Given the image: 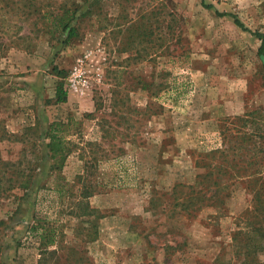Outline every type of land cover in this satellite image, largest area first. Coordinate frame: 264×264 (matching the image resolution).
<instances>
[{
  "label": "rangeland",
  "instance_id": "1",
  "mask_svg": "<svg viewBox=\"0 0 264 264\" xmlns=\"http://www.w3.org/2000/svg\"><path fill=\"white\" fill-rule=\"evenodd\" d=\"M76 5V35H52L62 7ZM254 31L264 33V0H0V264H238L235 232L245 219L264 224L252 213L264 202ZM165 77L175 89L151 97ZM113 100L125 119L111 116ZM68 117L82 121L77 148L49 172L46 128ZM111 146L127 154L122 164ZM57 173L73 190L86 178L93 215L57 198ZM202 173L206 199L187 212L173 186ZM34 215L58 227L42 262L26 238ZM251 264H264V248Z\"/></svg>",
  "mask_w": 264,
  "mask_h": 264
},
{
  "label": "trees",
  "instance_id": "2",
  "mask_svg": "<svg viewBox=\"0 0 264 264\" xmlns=\"http://www.w3.org/2000/svg\"><path fill=\"white\" fill-rule=\"evenodd\" d=\"M202 4L207 7L211 8V4H205L203 1H201ZM63 9H67L64 12L60 13L56 16V19L53 27L49 29V32L52 35H55L57 32L63 33L66 36V39H70L74 37L77 33L76 25L70 24V22L74 19V14H69V9H77V5L75 7L72 6H64ZM217 12L218 15H228L233 19L234 24H236L238 27L245 29L243 23L240 21V19L232 13L228 12ZM247 30V29H245ZM253 34L257 36V38L260 40V45L258 47V54L262 58V68L264 69V33H261L259 31H254ZM176 84L175 79L170 80V78L165 77V79L159 81L155 86L158 88L157 91H150V96L160 97L165 94H168L171 89H175L174 85ZM153 85V82L145 83L144 89H149ZM181 90L183 92L186 90L187 86H191V81L189 79V76L185 77L183 84H181ZM159 92H162L161 94H158ZM55 95L56 99L58 101H65L67 97V92L65 89H63L62 83H59L56 86L55 89ZM169 98L170 94H169ZM118 103H116V100H113L111 103V116H118V119L121 121L125 119L124 114H120L118 112V109H116V106ZM121 108H128L122 104ZM88 116H92L91 113H88ZM82 121H77L72 117H68L66 121H53L48 124L46 131H45V147L47 149V156L48 159H50V168L49 172H58L62 167L67 159V157L76 150L77 148V140L76 136L78 137V134L80 133L79 127L81 125ZM116 123V122H115ZM118 124V123H117ZM40 135L38 134V137ZM74 136V137H72ZM119 136L121 140L123 141L126 136V134L123 131L115 130L111 125V138H115ZM89 144H93L91 141H88ZM112 145V144H111ZM111 152L114 153L115 150L117 153L114 154L113 158L119 165L126 160V155L123 154L124 150L121 147H116L115 149L111 146ZM79 156L83 157V154H80ZM98 158L91 157L89 162V166H95L98 162ZM121 173L125 176L127 174V170H125L124 167L121 166ZM201 177V180L198 181V184H201V188L197 189L196 186L198 184H185L183 182H178L173 186V189L176 193L180 194L177 196V199L181 206L184 208L185 211L191 212V210H196L195 207L197 202L201 201L203 202L206 199V196L204 195L203 190L205 189V184L207 182V174L202 173L198 175ZM78 179H83V184L81 187H78L76 190H73V186H68L67 181H65L64 177L57 173V185L55 186V190L57 192V198L63 202L64 200H70V202L74 205V207L70 210L76 217H83V216H91L93 215V208L89 207V204L87 202V199L89 196L93 194L95 191L94 188H92L91 185H86L84 183V177L78 176ZM123 179H118V183H120ZM25 185V183H22ZM40 188V187H39ZM38 188V189H39ZM217 191V190H216ZM198 205L197 207H199ZM258 215H264V202L259 199V201L256 203V206L253 208V212ZM34 222L29 225L26 229V238L28 237H35L38 241V250L40 254L39 262H42L43 258H45V254L51 253L55 250V247H53V244L56 243L57 237H56V229L58 227H55L50 222L46 221V219H40L36 215L33 217ZM239 238V242H238ZM234 241L236 244L234 246L236 247V253L239 256L238 264H251L252 258L255 255L257 251H260L264 248V224L262 220L258 221H249L248 219L244 220V223L241 227L238 228V230L235 232V236H233ZM52 247L54 249H52Z\"/></svg>",
  "mask_w": 264,
  "mask_h": 264
}]
</instances>
